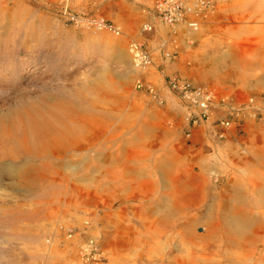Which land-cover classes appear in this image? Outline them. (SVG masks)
Here are the masks:
<instances>
[{
    "label": "bare ground",
    "instance_id": "bare-ground-1",
    "mask_svg": "<svg viewBox=\"0 0 264 264\" xmlns=\"http://www.w3.org/2000/svg\"><path fill=\"white\" fill-rule=\"evenodd\" d=\"M186 8L191 9L190 3ZM29 16L14 11L7 23L0 24V98L20 89L28 96L27 101L0 110V244L20 245L33 263L39 257L37 237L24 234L21 221L27 219L29 228L40 226L46 232L48 220H56V229L61 227L80 253L89 255L97 246L107 264H249L255 256H246L247 250L264 264V118L258 122L259 113L253 112L258 108L264 114V107L259 100L245 98L244 103L234 95L237 88L264 91V61L238 56L233 42L218 57L192 54L210 29L200 19L195 24L156 23L159 41L141 34L138 43L149 42L153 51L170 50L160 62L166 67L161 72L149 49L134 44L132 51L111 36L102 20H81L95 35L79 40ZM174 31L180 37L172 38ZM200 47L206 50L208 45ZM101 48L114 53L126 68L100 65ZM74 66L75 74L65 75ZM171 72L182 78L175 74L170 78L189 82L201 94L190 99L198 101L194 103L198 107L192 106L199 114L187 112V122L197 118L187 139L180 134L182 121L170 119L176 151L188 157L194 145L205 143L214 152L198 162L160 154L161 131L142 121L148 111H130L121 101L139 79L146 78L148 82L137 86L144 88L140 94L151 87L174 113L184 114L182 105L169 95L168 82L169 90L164 85ZM226 84L232 87L227 93L222 88ZM150 109L157 119L159 112ZM227 113L235 116V131L232 123L223 121ZM247 116L250 122L243 125ZM103 128L119 132L101 143L104 147H114L120 138L141 130L140 151H100ZM100 161L108 166L100 167ZM55 162L59 166L51 165ZM61 180L68 183L65 189L59 186ZM37 197L49 198L50 206L40 208ZM217 198L223 202L217 203ZM45 209L40 221L38 214ZM90 212L92 221L87 219ZM85 225L91 230L100 226V245L97 237L82 238ZM73 230L79 234L68 236ZM52 240L47 241L49 248L55 246ZM0 256L7 264L22 258L3 252Z\"/></svg>",
    "mask_w": 264,
    "mask_h": 264
},
{
    "label": "rangeland",
    "instance_id": "rangeland-1",
    "mask_svg": "<svg viewBox=\"0 0 264 264\" xmlns=\"http://www.w3.org/2000/svg\"><path fill=\"white\" fill-rule=\"evenodd\" d=\"M19 1L21 2L17 4ZM155 1L156 0H18L15 2V0H0V13L2 12L0 14V24L7 23L11 14L14 13V11H19L24 14H29L31 20H42L46 22L48 26H57L64 35L83 40L86 36L94 33L91 30L84 28L80 24L81 20H85L89 23L94 21L100 22V20H102V22L107 26L106 29L110 31L111 36H116L121 43L126 44L127 46L142 44L145 48L149 49L147 51H149L151 55L153 54V57L157 59L156 62L160 66L159 70L163 72L166 67L160 62L163 61L166 53L170 50L165 47H160L153 51L150 49L149 42L145 41L143 43H138V39L141 34L150 38L151 41L156 40L158 42L159 39L156 37V23L157 25H167L163 23L154 12ZM209 11L210 12H208V14L202 17L199 21L202 24L208 25L210 29L203 35V38L198 40L193 46L194 50L192 51V54L198 55L210 53V55L218 57L219 54L227 50L226 45L233 42L234 45L237 44L238 46V56L250 57L253 61H264V0H213L211 8L209 7ZM145 26L153 29V32H146L144 30ZM114 30L119 31V34L117 35ZM3 32L2 28L1 33L3 34ZM170 36L175 39L180 37V33L174 31ZM100 39L102 40V38ZM201 43L207 44L208 48L203 50L200 47ZM173 57L176 59L178 58V55H174ZM88 63L89 67L93 66L91 61ZM103 64L109 66L113 70H123L126 68V64L119 60L114 53L107 52L105 48H101L100 50V65ZM84 66L85 65H80L78 68H83ZM76 69L77 67L74 66L73 69H66L64 73L70 77L72 74H75L77 71ZM174 74L181 77L179 72H171L165 76L170 78V76ZM168 77L164 81V85L167 90H169L167 87ZM192 81L194 80L192 79ZM144 82H148V80H146V78L139 79L135 90L132 91L130 95L122 97L123 99H121V101H123V104L125 105L130 104V111L138 112L140 108H145L148 111L143 114L142 121L145 124L161 131L159 136L162 138L164 145L160 148V154L173 158H188L190 161L198 162L200 161V158L214 153L208 149L207 144L205 143L194 145L190 153H188V157L187 155H184L183 152L175 150V147L178 146V142L173 139V132L171 134L173 127L172 124H174V122L170 121V119L179 118L182 121L180 134L182 137L187 139L188 136L191 135V131L196 129L193 125L194 120L197 119L195 117H191V121L187 122V112L192 110L195 114H199V110L197 108H193V106L189 105L181 96L169 90V95H172L185 110L184 114L180 111L178 114H176V112L174 113V111L170 108V105L167 104V101L164 98H160L158 91H153L152 88V91H150L148 88H145V94H140L144 88H141L140 90L137 86L139 83ZM222 86L223 91L226 93L228 89H232L229 84ZM20 90H16L7 97L0 98L1 112L3 110H7L9 106L17 104L20 100H28L27 93ZM235 90H237V92L234 95L238 97L239 101L244 102L245 98H253L254 102H257L258 100L262 102L264 107V91H260L255 88H251L246 92L240 90L239 88ZM150 106L159 108V111H157V113L159 112L157 119V115H153L154 112L150 111ZM165 106L168 107L167 113L161 109ZM255 111L259 113L257 116V121L259 122L264 118V114L258 108L253 110V112ZM229 115L230 114L227 113V117L223 118V121L227 120L232 123L233 127L231 131H235L237 129L235 116ZM249 120L250 119L247 116L243 125L249 123ZM206 121L207 120H205L204 123H206ZM219 124L220 123H218L216 127L219 129V132H221ZM140 133L141 130H137L133 132L131 136H124L123 138H120L116 146L113 147L112 144H108V146L104 147L101 143L109 141L111 137L118 135L119 132L116 129L110 130L103 128L100 131V151L104 150L107 152H115L116 150H120L130 153L138 152L141 149V142L137 139V136H139ZM148 133L151 132L143 131V134ZM102 156V152H100L101 159ZM66 157L69 158L71 155L69 156L67 154ZM51 165L59 166L57 162ZM104 166L108 165H105L100 161V167ZM109 166L117 167L115 164H110ZM5 180L9 181L8 178ZM61 181L62 185L59 186L65 189L68 183H65L63 180ZM35 201L36 203L41 204L39 205L41 208L42 206L49 207L50 205H47V203L51 200L49 198L37 197L35 198ZM96 202L100 209V201L98 200ZM216 202L222 203L223 200H219V198H217ZM20 203L25 206L27 201L22 198ZM47 209L39 212L38 219L40 221L44 220ZM92 216L93 213L90 212L87 219L92 221ZM27 222V219L21 221L23 233L37 237V243L35 244L36 251H34L39 254V257L34 259L33 263L29 262L27 257H25L26 251L21 250V248H19L21 247L20 245L4 246L0 244V254L3 252L12 258L21 254L22 258L20 257V261L19 259L14 261L15 264H84L81 259L82 253L79 252V249L81 248L74 245L73 241L66 236L61 227L59 228V231L56 229L59 221L48 220V230L46 232H43L40 226L36 229L29 228L27 226ZM60 223L71 226V224L67 222ZM53 229L54 231H52ZM93 229L91 230L89 227H86V231L84 232L82 238L86 241L97 237L96 240L100 245V226H98V228L93 227ZM73 231L74 232L69 233L68 236L70 235V237H73L79 234V231ZM52 232H55V234ZM53 238H55V246L49 248L50 245L47 244V241L51 240L52 242ZM246 246L250 249L249 243H246ZM261 248H264V246H261ZM101 255L102 253L100 252V256ZM246 256H255L254 258L249 259L248 262L249 264H258L260 259L256 257L258 254L252 255L250 251L247 250ZM0 264H7V261L1 260L0 258ZM97 264H107V262L100 259V262H97Z\"/></svg>",
    "mask_w": 264,
    "mask_h": 264
},
{
    "label": "built area",
    "instance_id": "built-area-1",
    "mask_svg": "<svg viewBox=\"0 0 264 264\" xmlns=\"http://www.w3.org/2000/svg\"><path fill=\"white\" fill-rule=\"evenodd\" d=\"M186 3H190L191 9L186 8ZM212 3L213 0H156L154 3V12L157 17L167 25L173 26L180 22L195 24V21L202 19V17L206 16L208 12H210L209 7L211 8ZM104 26L107 28L105 24ZM144 29L145 31L151 30V28L148 26H145ZM114 32H116V34H119V31L114 30ZM136 47L137 46L132 45V51H134ZM144 54L146 59L148 55L146 52ZM142 63L146 64L147 60ZM168 86L173 92L181 96L186 102L190 103L193 106H197L196 104L198 103V101H192L190 99H192L193 96L201 97V94L197 91V88H193V86L189 82H181L179 78L175 77L168 80ZM148 89L152 91L151 87H149ZM196 120L197 119L194 120V123L196 122ZM99 249L100 248L96 246V248H94L89 255H87L86 253L82 254L84 264H97V262H100ZM84 251L86 250L84 249Z\"/></svg>",
    "mask_w": 264,
    "mask_h": 264
},
{
    "label": "crops",
    "instance_id": "crops-1",
    "mask_svg": "<svg viewBox=\"0 0 264 264\" xmlns=\"http://www.w3.org/2000/svg\"><path fill=\"white\" fill-rule=\"evenodd\" d=\"M127 106V109H129L130 110V104H128V105H126ZM118 108V106H115V107H112V109H117ZM150 108H152L153 110H156V111H159V108L157 109V108H155L154 106H150ZM162 110H164L166 113L168 112V107L167 106H165V107H163V108H161Z\"/></svg>",
    "mask_w": 264,
    "mask_h": 264
}]
</instances>
